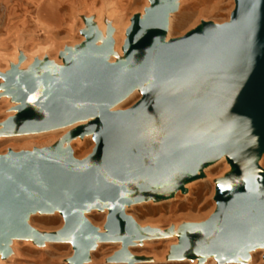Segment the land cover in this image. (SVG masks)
<instances>
[{
  "label": "water",
  "instance_id": "95a60500",
  "mask_svg": "<svg viewBox=\"0 0 264 264\" xmlns=\"http://www.w3.org/2000/svg\"><path fill=\"white\" fill-rule=\"evenodd\" d=\"M146 42L152 54L144 59L138 82L142 99L124 115L103 109L120 89L111 75H96L92 56L88 82L71 93L74 107L33 96L38 107L31 114L37 120L58 123L93 115L96 149L86 162H60L33 152L1 163L0 217L15 209L16 200L28 202L24 187L37 177L30 192L67 214L63 238H90L79 219L80 206L94 199L112 203L106 238L139 234L124 231L119 205L126 194H144L148 184L163 178H171L174 188L181 183L180 172L193 170L204 158L216 159L223 147L235 170L217 186L219 208L212 229L194 244L204 250L232 240L240 253L246 236L264 227L259 196L264 173L252 159L264 137V0H236L229 25L221 28L208 27L165 45L151 38Z\"/></svg>",
  "mask_w": 264,
  "mask_h": 264
},
{
  "label": "rangeland",
  "instance_id": "374dc122",
  "mask_svg": "<svg viewBox=\"0 0 264 264\" xmlns=\"http://www.w3.org/2000/svg\"><path fill=\"white\" fill-rule=\"evenodd\" d=\"M156 1L0 0V73L7 74L9 65L21 56L24 60L20 69L31 62L37 67L41 60L42 65L50 64L56 75L67 56L85 45L83 18L92 19L102 36L112 30V38L108 39L113 50L107 54V62L120 64L125 30ZM235 5L236 0H172L163 35L165 43L158 45L200 34L208 27L229 25ZM2 79L0 74V164L33 152L60 162H86L93 157L96 149L93 134L76 129L86 122L59 129L20 122L10 129V116L16 104L2 96L7 92L1 85ZM133 86L135 90L106 112L124 115L134 108L142 94L138 85ZM75 124L78 125L71 127ZM257 165L264 173V153ZM230 169L224 160L209 164L201 170L199 178L186 184L185 193L178 192L166 201L125 206L124 231L138 229L139 234H123L111 241L106 238L107 229L100 243L87 245L83 250L61 236L66 224L62 212L28 213L24 225L6 228L0 235V264H238L239 260L240 264H264L261 247L251 250L248 259L243 250L237 258H198L179 253L183 234L214 224L219 208L216 189L233 171ZM18 213V209H13L6 218ZM107 217L106 210L90 209L83 214L82 222L89 230L101 233L107 228Z\"/></svg>",
  "mask_w": 264,
  "mask_h": 264
},
{
  "label": "bare ground",
  "instance_id": "6f19581e",
  "mask_svg": "<svg viewBox=\"0 0 264 264\" xmlns=\"http://www.w3.org/2000/svg\"><path fill=\"white\" fill-rule=\"evenodd\" d=\"M171 2L172 0H157L153 4H149V8H146L147 11L145 13L143 12L142 17H139L130 27H127L125 30L126 35L123 42V48H121L123 56L120 64H109L107 62V54L113 50V47H110L108 39L109 36L112 38V30H107L105 35L102 36L90 18L82 19L85 27L83 30V41H85V45L80 51H76V53L69 54L67 56L61 65V69L57 71L56 75L55 72L52 73L53 70L51 69V65H42L41 60H38L39 63L37 64V67H35L31 62V64H29L25 69H20V64L24 59L21 56L20 58L18 56L15 63L9 65V72H7V74L4 75L3 73H0L3 76L1 85L4 89L6 88L7 91L4 92L5 94L2 96L9 98L11 102L16 104L13 108V115L10 116V129L17 127L20 122H27L29 125H36L47 129H59L70 126L74 123L86 122V124L76 127V129L78 130V128H80V133L89 131L90 135L93 134V115L76 118L65 117L58 121V123H47L45 120H37L31 114V112L38 107V104L33 102V96L37 95L42 99V101H48L51 99L58 107L62 105L74 107L77 103L71 93L75 91L79 84L82 85L88 82L89 77L93 72V65L91 62V58H93L94 64L97 65V69L94 70L96 71V75L99 77L103 75H111L112 82H114L116 87L118 85V88L120 89V93L118 95L103 104V109L105 111H110V108L113 105L117 104L136 89L133 84L135 83L138 85V82L140 81L144 71V59L148 54H152V52L144 46L147 43L146 41L151 38L154 39L155 44L165 43L163 35L167 27L169 15L168 10L170 9ZM90 27L92 28L90 29ZM116 48L117 47L114 45V49ZM103 53L105 58L102 55ZM91 91L92 93H95V90L91 89ZM107 114L113 115L111 113ZM76 125L78 124L71 127H75ZM263 153L264 137L262 138L260 146L252 153L254 164L259 170L260 168L257 165V160ZM221 160H224L226 164L230 165L231 171L235 170V167L229 163L223 147H220L219 154L216 159L209 160L204 158L198 166L194 167L193 170L180 172L178 174V179H180L181 183L174 188H170L172 184L171 178H163L157 182L148 184L144 194H140L137 190L128 192L125 199L121 201L119 205L121 215L124 216L123 210L125 206L148 201L153 203L166 201L178 192L181 194L185 193L186 184L199 178V173L204 167ZM8 161L9 160H6L3 163ZM39 181L40 180L36 177L33 181L34 183L29 181L28 184L30 187H33L32 183L35 185L36 183H39ZM29 186L27 185L23 190L27 195L25 199L28 202L25 204L26 201L18 199L14 203L15 209H18V211L21 207H23L22 213L17 214L15 218L6 220L5 216L8 214L9 210L6 209L0 217V235L4 234L6 228L17 229L20 223L24 225L28 213L35 211L40 214H51L58 211L61 212L59 207L52 205L50 202L41 203L40 201L42 200V195L31 193V188ZM259 196H261V201L264 202V180L261 184ZM111 206L112 203L109 200L105 199L99 202L97 199H94L91 204L80 206L81 213L79 219L82 220L83 214L90 209L106 210L109 214ZM63 215L66 219L67 214L64 213ZM212 223L213 222H211V224ZM212 225L207 228H196L192 232L183 234V243L180 244L182 250H180L179 253L186 256L197 255L198 258L208 256L237 258L239 250L232 240H230L229 244H226L223 247L219 248L218 246H214L204 252L201 249V243L194 244L195 238L200 236L201 233L210 231L211 227H213ZM65 228L66 224L64 225V229ZM234 229L236 231V228ZM259 229L260 230L258 232H254L250 236H246L248 240L246 239L240 245L242 250L246 253L247 259L249 258L248 253L255 247H261L264 249V227H259ZM135 230L138 231V229ZM90 231L91 236L89 239H83L75 234H72L67 239L75 245L81 247L80 250H83L82 248L87 245L94 246L97 243H100V240H102L103 237L102 234L106 233L107 228H104L101 233H97L94 229H91ZM118 241L122 242V240ZM238 262V264L241 263L240 260Z\"/></svg>",
  "mask_w": 264,
  "mask_h": 264
}]
</instances>
